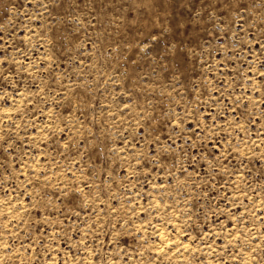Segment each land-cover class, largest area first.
I'll return each instance as SVG.
<instances>
[{
    "label": "rangeland",
    "instance_id": "374dc122",
    "mask_svg": "<svg viewBox=\"0 0 264 264\" xmlns=\"http://www.w3.org/2000/svg\"><path fill=\"white\" fill-rule=\"evenodd\" d=\"M0 264H264V0H0Z\"/></svg>",
    "mask_w": 264,
    "mask_h": 264
},
{
    "label": "bare ground",
    "instance_id": "6f19581e",
    "mask_svg": "<svg viewBox=\"0 0 264 264\" xmlns=\"http://www.w3.org/2000/svg\"><path fill=\"white\" fill-rule=\"evenodd\" d=\"M161 233V232H160ZM163 234V233H162Z\"/></svg>",
    "mask_w": 264,
    "mask_h": 264
}]
</instances>
